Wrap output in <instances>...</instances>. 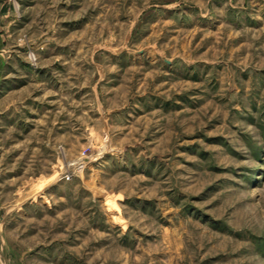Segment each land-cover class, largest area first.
<instances>
[{
    "label": "rangeland",
    "instance_id": "rangeland-1",
    "mask_svg": "<svg viewBox=\"0 0 264 264\" xmlns=\"http://www.w3.org/2000/svg\"><path fill=\"white\" fill-rule=\"evenodd\" d=\"M0 12L13 264H264V0Z\"/></svg>",
    "mask_w": 264,
    "mask_h": 264
},
{
    "label": "crops",
    "instance_id": "crops-1",
    "mask_svg": "<svg viewBox=\"0 0 264 264\" xmlns=\"http://www.w3.org/2000/svg\"><path fill=\"white\" fill-rule=\"evenodd\" d=\"M5 17H7L6 13L5 12H3V13L0 12V21H4L3 19ZM4 29L5 28H1V26H0V44L3 43V32H2V30H4ZM5 32H6V30H5ZM4 50H5L4 45H0V51L3 52ZM3 226L4 225L2 223H0V264H13L14 260H12V256L9 255L8 252L6 251V247L9 246V245L14 247L16 244L12 245L13 243L10 244V241H9L8 244H6L4 242V240L7 238V236H6V234H3ZM18 246H20V245L17 244V247Z\"/></svg>",
    "mask_w": 264,
    "mask_h": 264
},
{
    "label": "built area",
    "instance_id": "built-area-1",
    "mask_svg": "<svg viewBox=\"0 0 264 264\" xmlns=\"http://www.w3.org/2000/svg\"><path fill=\"white\" fill-rule=\"evenodd\" d=\"M30 58H31V59H34V55L31 54V55H30ZM67 177H68V175H67ZM67 177H66V178H67Z\"/></svg>",
    "mask_w": 264,
    "mask_h": 264
}]
</instances>
